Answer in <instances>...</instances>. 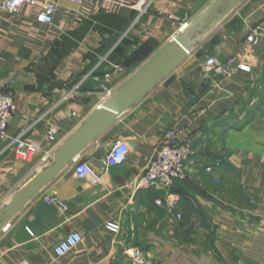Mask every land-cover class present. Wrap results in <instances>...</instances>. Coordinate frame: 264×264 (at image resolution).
I'll return each instance as SVG.
<instances>
[{
	"label": "crops",
	"instance_id": "crops-1",
	"mask_svg": "<svg viewBox=\"0 0 264 264\" xmlns=\"http://www.w3.org/2000/svg\"><path fill=\"white\" fill-rule=\"evenodd\" d=\"M214 1L152 0L139 16L107 0H60L52 24L37 20L43 0L0 11V91L16 106L8 134L41 145L22 161L6 148L10 139L0 141V210L105 97ZM254 33L258 46L247 41ZM195 46L84 151L81 159L100 164L99 179L77 178L73 162L0 231V264H264V0H241ZM211 56L235 57L250 69L216 74L205 67ZM172 126L193 145L188 176L169 189L145 184ZM117 139L131 146L127 160L99 162ZM51 195L68 210L46 203ZM73 231L82 234L80 244L56 256L55 246Z\"/></svg>",
	"mask_w": 264,
	"mask_h": 264
},
{
	"label": "built area",
	"instance_id": "built-area-1",
	"mask_svg": "<svg viewBox=\"0 0 264 264\" xmlns=\"http://www.w3.org/2000/svg\"><path fill=\"white\" fill-rule=\"evenodd\" d=\"M60 0H43L42 10L37 16V20L41 23L52 24L58 8ZM75 3H81L83 0H69ZM116 3L120 6H126L138 11L139 16H142L150 9L152 0H107ZM38 0H0V11L16 13L24 4L34 5ZM247 41L258 46L261 43L259 33L250 34ZM205 67L208 71H213L216 74L223 76H231L239 70H249L250 67L239 63L237 58L233 57L226 62L220 61L216 56L209 57L205 62ZM108 73L106 77H109ZM81 82L76 84L72 89L66 91L62 100H68L74 90H77ZM15 98L11 93L0 91V141L10 139L8 148H12L15 156L22 161H31L41 148L38 142H29L23 137V133L12 138L8 134V126L15 110ZM72 116L76 112L71 113ZM48 137L53 139L56 137V131L50 129ZM131 152V146L125 139H117L114 141L104 158L101 159L102 164L106 166H115L124 163ZM193 152V145L190 140H182L180 138V130L176 126L166 129L163 133L159 147L142 177V182L149 185H154L160 188L169 189L176 181L184 180L188 176L187 166ZM74 172L77 178L86 179L90 176L99 179V175L95 171V166L100 167L98 162H90L78 158L74 161ZM222 164V160L218 159L215 166ZM214 166H208L206 170L211 171ZM44 201L49 204H54L62 211H67L69 205L66 201L57 195L45 196ZM160 203V201H158ZM111 230L118 231L119 225L109 224ZM83 236L79 231H73L65 235L55 246L56 256H63L77 247L82 241ZM127 254L132 258L141 262L143 257L140 251L136 248H129Z\"/></svg>",
	"mask_w": 264,
	"mask_h": 264
},
{
	"label": "water",
	"instance_id": "water-1",
	"mask_svg": "<svg viewBox=\"0 0 264 264\" xmlns=\"http://www.w3.org/2000/svg\"><path fill=\"white\" fill-rule=\"evenodd\" d=\"M240 1L215 0L184 32L174 36L112 94L105 97L104 101L86 117L83 124L60 144L53 162L21 187L0 210V231L52 180L80 158L96 139L104 135L122 113L133 107L153 87L167 78L196 47V43L208 36L214 25L224 19ZM212 42H216V38Z\"/></svg>",
	"mask_w": 264,
	"mask_h": 264
}]
</instances>
